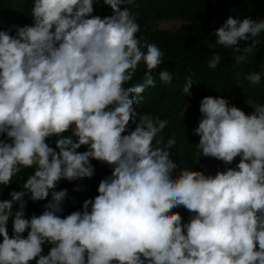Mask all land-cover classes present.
Listing matches in <instances>:
<instances>
[{
    "label": "clouds",
    "instance_id": "1",
    "mask_svg": "<svg viewBox=\"0 0 264 264\" xmlns=\"http://www.w3.org/2000/svg\"><path fill=\"white\" fill-rule=\"evenodd\" d=\"M99 3L32 0V23L0 30V185L34 169L21 191L0 199V264H264V103L248 102L246 114L223 95L204 96L195 146L225 168L214 175L179 168L175 135L157 139L168 119L145 112L137 121L164 53L155 43L141 46L135 14L121 8L132 0H102L112 10L103 17L93 14ZM261 33L264 17L229 15L209 47L230 49L240 62ZM241 41L251 43L242 50ZM221 60L214 52L208 67ZM141 62L143 82L126 86ZM159 78L169 84L173 73ZM245 78L259 85L264 73ZM193 82L185 77L182 94H192ZM92 160L111 174L81 209L59 215L67 190L57 185L92 177ZM49 193L44 211L26 217L25 196ZM181 206L191 213L187 222L172 211Z\"/></svg>",
    "mask_w": 264,
    "mask_h": 264
},
{
    "label": "trees",
    "instance_id": "2",
    "mask_svg": "<svg viewBox=\"0 0 264 264\" xmlns=\"http://www.w3.org/2000/svg\"><path fill=\"white\" fill-rule=\"evenodd\" d=\"M31 4L32 0H0V30L32 23ZM125 6L135 14L140 25V31L136 36L140 38L141 46L144 47L145 41L155 43L164 53L161 64L153 74L155 86L146 88L141 94L143 101L137 106V121L145 112L153 117L168 119V124L157 139L162 137L166 143L175 135L176 143L170 151L179 168L189 167L212 175L218 169L224 170L225 165L222 161L206 156L200 157L195 146L199 142V136L193 133L201 116L199 103L204 96L223 95L230 104L240 107L246 114L253 111L248 102L264 103V78L255 86L245 78L253 71L264 73V33L259 37L261 43L256 45L252 53L244 54L243 51L239 53L245 55V59L240 62L230 54V49H224L221 45L211 48L209 43L215 40L212 35L214 30L229 15L241 19L264 17V0H132V3L121 5V8ZM93 14L103 17L111 15L112 10L100 0L99 4H94ZM174 17L185 19L180 30L170 31L152 27V23L157 19ZM14 31L13 28V34ZM250 43L251 41H241V49ZM144 50L146 51V47ZM214 52H219L222 60L215 69H210L207 61ZM165 69L173 73L172 82L169 84L163 83L159 78V72ZM187 75H191L194 81L191 85V95L181 92ZM143 80L144 65L141 62L133 79L126 86L142 83ZM129 127L134 129L135 124L130 122ZM49 142L55 146L54 138ZM86 148L87 146L82 145L77 151H84ZM238 159L239 157L236 161ZM91 162L95 168L92 177L71 182L62 179L57 185V191L67 190L64 211L59 215L66 216L81 209L85 199L94 198L98 194L99 182L111 174L112 169L106 163L97 160ZM33 171L31 168L22 170L12 177L9 186L0 185V199H11L9 196L11 190L21 191L23 182ZM25 200L26 217L33 213L39 215L44 211L43 206L51 200V193L45 200L32 201L28 196H25ZM16 209L18 204H14V210ZM172 211L179 212L185 222L191 216V213L182 206ZM8 232L9 235L12 234L11 217ZM23 235H27V230ZM48 250L49 246L46 244L43 254H47Z\"/></svg>",
    "mask_w": 264,
    "mask_h": 264
},
{
    "label": "rangeland",
    "instance_id": "3",
    "mask_svg": "<svg viewBox=\"0 0 264 264\" xmlns=\"http://www.w3.org/2000/svg\"><path fill=\"white\" fill-rule=\"evenodd\" d=\"M184 23H185V19L181 17L157 19L152 23V27L158 29H166L170 31H177L181 29Z\"/></svg>",
    "mask_w": 264,
    "mask_h": 264
}]
</instances>
